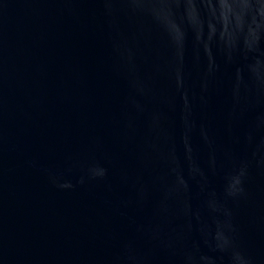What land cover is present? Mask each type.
Instances as JSON below:
<instances>
[{
  "label": "water",
  "instance_id": "95a60500",
  "mask_svg": "<svg viewBox=\"0 0 264 264\" xmlns=\"http://www.w3.org/2000/svg\"><path fill=\"white\" fill-rule=\"evenodd\" d=\"M0 264H264V0H0Z\"/></svg>",
  "mask_w": 264,
  "mask_h": 264
}]
</instances>
